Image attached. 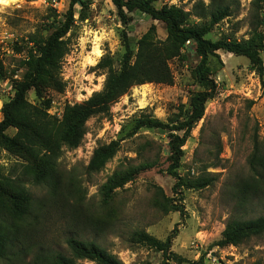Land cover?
Wrapping results in <instances>:
<instances>
[{
  "label": "rangeland",
  "instance_id": "1",
  "mask_svg": "<svg viewBox=\"0 0 264 264\" xmlns=\"http://www.w3.org/2000/svg\"><path fill=\"white\" fill-rule=\"evenodd\" d=\"M87 6L73 8L68 22L70 0H16L9 6L0 3V122L1 109L14 94V86L24 73L23 58L28 44L47 39L53 32L69 30L63 41L68 53L60 66L64 91L50 89L27 93V102L34 107L47 108L53 121L59 122L66 105L80 104L102 89L105 76L95 66L103 56H109L114 68H120L124 54L123 35L126 34L132 54L137 42L153 25L156 38H166L163 23L153 21L142 12L126 15V24L118 17L110 0H86ZM210 0H159L155 9L175 6L185 12ZM253 0L229 3L232 15L211 28L205 39L216 42L223 38L247 40L257 20L252 14ZM258 31L264 44V13L259 16ZM208 19L190 17L189 24H205ZM18 43L23 53L17 54ZM33 43V45H34ZM220 63L213 59L210 78L216 83L214 98L207 101L202 119L194 126L182 146L183 156L176 173L181 178L204 176L212 178L210 186L198 190L177 189L169 175L168 140L170 134L181 132L142 129L132 138L121 141L112 154L89 165L93 151L119 140L130 128V121L141 114L152 115L166 123L179 109H188L192 96L200 92L194 77L199 58L189 53L184 61L172 60L169 68L171 85L144 84L130 89L110 108V115L90 119L81 145L73 150L62 147L53 164V174L63 185H70V194L52 196L44 185H35L28 176V167L41 171L44 159L33 163L28 155L14 156L0 150L1 176L19 180L33 201L32 217L20 228L12 243V264H33L36 255L60 253L71 257L66 241L70 238L94 242L122 264H161L162 253L136 244L134 232L142 231L163 241L175 229L171 251L183 264H264V235L238 247L219 248L227 221L236 202L233 188L249 176L247 161L253 152V141L259 142L264 153V53L262 67L250 68L246 57L218 51ZM98 56V57H97ZM58 126L53 139L58 133ZM16 131L6 134L13 137ZM42 155L44 151L41 152ZM151 164L134 180L115 190L112 201L104 205L100 188L115 172ZM161 190V191H160ZM164 198L172 199L183 212H164ZM246 212L250 217L264 216V200L249 201ZM9 225L13 224L9 219ZM17 251V252H16ZM16 252V253H14ZM20 252L16 256V254ZM0 264H7L1 260ZM75 264H94L76 260Z\"/></svg>",
  "mask_w": 264,
  "mask_h": 264
},
{
  "label": "trees",
  "instance_id": "2",
  "mask_svg": "<svg viewBox=\"0 0 264 264\" xmlns=\"http://www.w3.org/2000/svg\"><path fill=\"white\" fill-rule=\"evenodd\" d=\"M159 0H110L115 7L118 17L126 24V15L139 11L150 17L153 21L164 24L166 38L161 41L156 38L155 26H151L137 42L136 53L132 54L126 34L123 35L124 54L120 62V68L116 70L112 59L103 56L96 64L95 69L102 71L105 76L102 89L94 92L86 101L72 106L66 105L59 122L53 121L47 114L46 106L43 109L31 106L27 102V93L30 90L50 89L57 93L64 91V83L60 79V66L67 55V42L63 37L69 30L68 24L64 29L53 32L47 39L34 43L28 48V54L23 58L24 73L14 86L13 96L3 104L0 122V150L14 156L28 155L33 162L44 159L47 164L41 171H35L28 167V176L35 185H44L52 196L63 192L70 194V185L61 183L53 174V164L58 158L60 150L65 147L69 150L78 148L86 134V123L95 117L110 115L111 106L121 97L126 95L131 88L144 84L171 85L173 76L169 68L172 60L184 61L189 53L195 54L199 62L194 68V77L201 91L195 93L189 102L187 110L179 109L178 113L166 123L160 122L152 115L134 117L130 121V128L119 140L96 148L91 156L89 165L93 166L101 159L112 154L121 141L132 138L142 129L159 130L168 132H181L182 135L168 137V152L170 167L169 175L175 179L173 192L177 189L198 191L210 186L212 178L198 176L196 178H181L176 169L179 166L183 152L182 146L190 137L194 126L202 119L205 104L214 98L217 90L216 83L210 78L211 62L220 63L218 51H224L236 56L246 57L250 61V68L259 71L262 67L260 53H264L263 37L258 31L260 13H264V0H253L252 14L257 24L252 26L247 40H235L223 38L216 42H210L204 37L211 28L229 18L232 8L229 3L234 0H210L205 6L198 2L191 12H185L175 6L162 7L157 10L154 3ZM79 5L87 6L86 0H70L68 22L72 21L73 8ZM200 20L208 19L205 24H189L190 17ZM190 41L192 45L185 47ZM34 43V45H33ZM17 54L23 53V48L18 43L13 45ZM58 126V133L53 139V133ZM14 129L13 137H9L6 131ZM259 142L253 141V152L247 164L249 176L243 183L233 188L236 202L232 207V216L227 221L221 240L215 244L219 248L238 247L252 238L264 235V216L250 217L254 212H246L249 201L264 200V153L260 152ZM42 151H44L42 155ZM152 167L151 164H143L126 170L113 173L100 188V195L104 205L112 201L115 190L134 180L141 172ZM161 191V190H160ZM33 201L19 180L1 176L0 178V261L12 264L10 251L17 247L12 243L14 235L20 228L16 224H26L32 217ZM164 212H178L183 210L173 204L172 199L164 198ZM9 219L14 222L9 225ZM177 234L175 229L163 241L158 240L145 232L138 231L131 235V240L140 245L155 249L162 253L161 264H183L185 261L171 251L172 241ZM67 248L71 257L60 253L36 255L33 264H75L76 260H87L94 264H122L115 256L94 242L68 239ZM17 252V251H16ZM14 252V253H16ZM20 254L18 252L16 256ZM253 264H263L255 262Z\"/></svg>",
  "mask_w": 264,
  "mask_h": 264
},
{
  "label": "bare ground",
  "instance_id": "3",
  "mask_svg": "<svg viewBox=\"0 0 264 264\" xmlns=\"http://www.w3.org/2000/svg\"><path fill=\"white\" fill-rule=\"evenodd\" d=\"M15 2H16V0H0V3L3 6H9V5H11V4L15 3Z\"/></svg>",
  "mask_w": 264,
  "mask_h": 264
},
{
  "label": "built area",
  "instance_id": "4",
  "mask_svg": "<svg viewBox=\"0 0 264 264\" xmlns=\"http://www.w3.org/2000/svg\"><path fill=\"white\" fill-rule=\"evenodd\" d=\"M192 45V43L190 42V41H187L186 43H185V47L187 48V47H190Z\"/></svg>",
  "mask_w": 264,
  "mask_h": 264
}]
</instances>
